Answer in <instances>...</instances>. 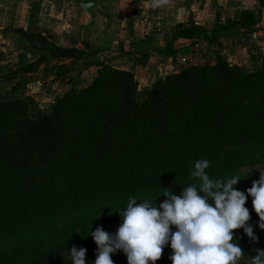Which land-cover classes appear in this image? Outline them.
Segmentation results:
<instances>
[{
  "label": "trees",
  "instance_id": "obj_1",
  "mask_svg": "<svg viewBox=\"0 0 264 264\" xmlns=\"http://www.w3.org/2000/svg\"><path fill=\"white\" fill-rule=\"evenodd\" d=\"M50 50L69 54L58 47ZM213 52L214 67L173 70L156 79L145 99L134 93L132 72L101 65L91 86L82 89V98L100 94L109 77L120 82L111 95L116 102H92L100 107L99 124L87 119L78 129H66L70 119L64 113L75 108L74 87L57 98L50 116L32 121L38 113L31 111L21 118L27 128L15 142L2 127L12 122L8 112L0 111V264H70L73 246L87 249L86 264H94L97 245L90 231L102 227L115 233L121 222L117 211L129 197L157 200L158 205L166 199L164 192L180 195L183 188L198 185V178L191 177L198 160L209 161L205 171L214 181L239 176L236 188L246 192L259 178L256 167L264 168V63L261 70L247 73ZM210 71H215L212 76ZM6 103L0 101V107L12 105ZM82 110L89 112L88 103ZM31 148L66 166L6 160L8 154ZM245 207L250 213L246 223L257 240L241 228L233 230V243L252 257L264 250V230L250 196ZM170 251L165 246L155 264ZM110 255L113 264H127L122 251Z\"/></svg>",
  "mask_w": 264,
  "mask_h": 264
},
{
  "label": "crops",
  "instance_id": "obj_2",
  "mask_svg": "<svg viewBox=\"0 0 264 264\" xmlns=\"http://www.w3.org/2000/svg\"><path fill=\"white\" fill-rule=\"evenodd\" d=\"M145 2L0 0V101L30 97L48 106L71 74L74 87L101 65L144 80L182 66L181 58L204 59L214 50L231 65L248 63L255 50V59L264 54V0H167L161 8H145ZM52 47L78 55L55 57Z\"/></svg>",
  "mask_w": 264,
  "mask_h": 264
},
{
  "label": "clouds",
  "instance_id": "obj_3",
  "mask_svg": "<svg viewBox=\"0 0 264 264\" xmlns=\"http://www.w3.org/2000/svg\"><path fill=\"white\" fill-rule=\"evenodd\" d=\"M167 0H146L145 8H161ZM208 160L195 162L191 177L199 184L182 189L180 195L164 192L166 199L157 205L151 200L137 201L129 197L123 210L117 211L121 222L115 233L102 227L90 231L97 245L94 264H113L110 254L122 251L127 264H155L165 246H170L172 264H237L243 254L239 244L233 243L235 229L253 241L257 240L245 207L248 196L264 230V168L250 188H236L239 176L226 182L212 180L206 173ZM174 229V230H173ZM89 236V235H88ZM87 249L73 246L68 250L70 264H86ZM251 264H264V250H256Z\"/></svg>",
  "mask_w": 264,
  "mask_h": 264
},
{
  "label": "rangeland",
  "instance_id": "obj_4",
  "mask_svg": "<svg viewBox=\"0 0 264 264\" xmlns=\"http://www.w3.org/2000/svg\"><path fill=\"white\" fill-rule=\"evenodd\" d=\"M210 51H213V50H210ZM256 53H257V50H255L254 53L251 54L250 58H248L249 59L248 63L244 60H238V62H236L233 65H236L239 67L243 66L244 71L247 73H251L254 71L261 70L263 63H264V54L259 55L261 57L255 59ZM53 56L57 57L58 54L53 53ZM216 59H217L216 55L212 52V54H210L209 57L207 56L204 59H200V58L194 59L193 58L191 61L185 62L182 66H179L175 70L178 71V70H181L185 67H190V66H193V67L205 66V67L211 68V67H214V65L216 64V61H217ZM235 60H237V59H235ZM251 61L252 62L254 61V63H251ZM106 66H108V65H106ZM108 67H110V66H108ZM67 69H68L67 72H69L71 70V68H67ZM61 71H59V72H61ZM78 72H79V70L76 69L74 73L76 74ZM214 72L215 71H210L211 74L209 72L208 73L212 76V73L214 74ZM169 73L162 75V76H159V77L146 78L144 80L139 79L138 77H136V75L134 73H132V79L135 81V85L133 86L135 89L134 93H137L139 99H145L148 95L150 88L152 87V84L155 83L156 79H158V78L162 79V78L166 77ZM98 74H99V71L87 83H81V84L74 86V89H75L74 94H77V95L72 99V101L75 104V108H71L68 113H64V116H66L67 118L70 119L68 126L66 127L67 130L68 129H71V130L78 129L81 126V124L87 119L91 123H95V124H99L101 122V119L98 118V113H99L98 111H99L100 107H97L95 109L93 107L92 102L101 101V100H104L106 98L109 99L110 102H112V103L116 102V98L112 97L111 95L118 92V89L116 88V87H118V85L116 84V82L119 83L120 81L117 80L115 77H113V78L109 77L111 80L107 84H105V85H107V87L106 86L102 87L100 94H96V95H94L95 93L91 94L90 96H92V97L89 98L90 97L89 96L87 100L82 98V96H84V94H85V93H82V89H85L88 86H91L92 82L94 81L95 77L98 76ZM73 75L74 74H71L69 76L70 80L68 79L69 84H68L66 90L63 93L58 94L53 99L51 104L48 106H37L34 104L33 100L30 97L1 100L3 102H7L6 104H12V105H8V106L3 105L2 107H0V111H4L5 114L8 112L7 116L10 119V121H12L11 123H7V122L4 123L2 127L7 129V134L13 133V136L11 137L14 139L13 142H15L17 140V138H19L25 134V130L27 128V125L25 123L22 125V123L19 122V120L21 118H24L31 111H37V113H38L37 115L31 116V120L33 119L32 121H36L39 116H50L52 114V112H53L52 105L54 104L55 101H57V98L64 95L65 93L69 92V90L71 89L72 86H71L70 82H71V78L73 77ZM113 83H115V84H113ZM111 84H113V85H111ZM218 93H219V95L222 94L221 91H218ZM8 102H10V103H8ZM79 102H80V107L78 106ZM87 103H88V107H90V110H89V112H84V110H82V105L87 104ZM90 103H91V105H90ZM248 130L251 132L254 131L253 128H249ZM36 146H40V145H36ZM34 148H31L32 151H28V152H21L20 151V152H15L13 154L12 153L8 154V155L5 154L7 156L6 160H10L11 162H14V161L25 162V163L29 164L30 166L39 165V167H48V168L49 167H55L56 169H58V168L63 169L64 168L63 166H66L65 164H61L59 161H55V158H52V156L49 160H48L49 156H46V158H44V152L37 151V149H34ZM28 161H29V163H28ZM32 179H33V177H30V180H32ZM171 255H172V250L168 253V255L165 257L163 262H161V264H172V261L169 259V257ZM237 264H251V257L242 254V256L237 261Z\"/></svg>",
  "mask_w": 264,
  "mask_h": 264
},
{
  "label": "water",
  "instance_id": "obj_5",
  "mask_svg": "<svg viewBox=\"0 0 264 264\" xmlns=\"http://www.w3.org/2000/svg\"><path fill=\"white\" fill-rule=\"evenodd\" d=\"M41 41L43 42V43H45L46 42V40L44 39V38H41ZM65 51V50H64ZM68 53L69 54H72V53H75V54H77L78 53V51L77 50H75V49H70V50H68Z\"/></svg>",
  "mask_w": 264,
  "mask_h": 264
},
{
  "label": "built area",
  "instance_id": "obj_6",
  "mask_svg": "<svg viewBox=\"0 0 264 264\" xmlns=\"http://www.w3.org/2000/svg\"><path fill=\"white\" fill-rule=\"evenodd\" d=\"M186 59L185 58H181V63H185Z\"/></svg>",
  "mask_w": 264,
  "mask_h": 264
}]
</instances>
